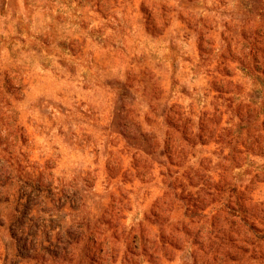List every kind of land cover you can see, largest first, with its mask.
Returning <instances> with one entry per match:
<instances>
[{"label":"rangeland","instance_id":"obj_1","mask_svg":"<svg viewBox=\"0 0 264 264\" xmlns=\"http://www.w3.org/2000/svg\"><path fill=\"white\" fill-rule=\"evenodd\" d=\"M219 202L264 236V0H0V264H264Z\"/></svg>","mask_w":264,"mask_h":264},{"label":"trees","instance_id":"obj_2","mask_svg":"<svg viewBox=\"0 0 264 264\" xmlns=\"http://www.w3.org/2000/svg\"><path fill=\"white\" fill-rule=\"evenodd\" d=\"M199 142V141H198ZM170 156V155H167ZM168 163L170 164V170H172L171 172L173 174L178 175L179 174V170L180 167L182 165H180L179 163L175 162V160L173 159H168ZM136 169H138V165L136 164ZM202 167V166H201ZM197 168V169H193L192 172L193 173H200L201 175L205 174V170L202 168ZM168 169V168H167ZM169 170V169H168ZM210 179L211 176H210ZM213 180V179H212ZM213 182V181H211ZM203 182H196V183H192L189 180L187 181L186 184L183 183L184 187L182 189V192L184 193V199H186L185 205H184V213H183V218L184 220H181L183 222H185V220L188 221H196L197 219L201 220L202 218H207L210 215V212L208 214L204 213L205 209L213 203V201H209V203H206V198H212L213 196L216 195V192L214 190V186L212 185V187H210L209 189H204V186H206V184L203 186ZM189 186L197 188L196 191L189 189ZM217 191V190H216ZM176 191H170L169 189H166V191H164V195L161 197V202L165 203L166 202V198L168 195H170L171 198L174 199L175 201V195H176ZM212 200V199H210ZM173 201V203H174ZM213 211L217 212H224L225 213V219L228 221H232L233 219H240L241 222V226H243L244 230H243V234L246 235V237L249 236V238L247 239V243L249 241H252V237L255 238V242H249L251 244H253L254 246L258 247V248H264V245L261 244L262 242H264V236L263 235H257V234H261L263 232V229H259L257 226H255L254 224H248V223H242V221L244 222V218H243V214L245 213V211L243 210H235L231 207H229L228 205H225L224 202H219L218 205L216 207H214V209H211ZM212 211V212H213ZM122 212V209L120 210V208L118 210L115 211V215L118 216V218L120 219V213ZM239 212V213H238ZM218 214L216 215H212V217H214L215 219L218 218ZM153 217H157V213H152ZM122 217V216H121ZM235 220V221H236ZM187 222V221H186ZM134 239H136V235L133 237ZM135 247H137L135 245ZM262 251V249H260ZM260 251V253H261ZM106 253L108 252V250L105 251ZM264 254V251H262ZM260 258H262L264 260V255H260Z\"/></svg>","mask_w":264,"mask_h":264}]
</instances>
